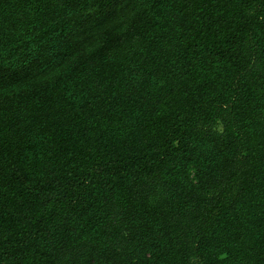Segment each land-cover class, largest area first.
<instances>
[{
	"label": "trees",
	"instance_id": "16d2710c",
	"mask_svg": "<svg viewBox=\"0 0 264 264\" xmlns=\"http://www.w3.org/2000/svg\"><path fill=\"white\" fill-rule=\"evenodd\" d=\"M0 264H264V0H0Z\"/></svg>",
	"mask_w": 264,
	"mask_h": 264
}]
</instances>
